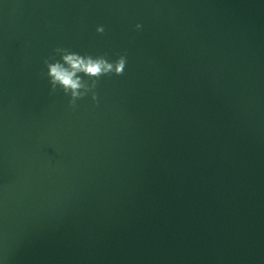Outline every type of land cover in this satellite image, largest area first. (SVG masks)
<instances>
[{
  "label": "water",
  "instance_id": "1",
  "mask_svg": "<svg viewBox=\"0 0 264 264\" xmlns=\"http://www.w3.org/2000/svg\"><path fill=\"white\" fill-rule=\"evenodd\" d=\"M0 264H264V0H0Z\"/></svg>",
  "mask_w": 264,
  "mask_h": 264
},
{
  "label": "clouds",
  "instance_id": "2",
  "mask_svg": "<svg viewBox=\"0 0 264 264\" xmlns=\"http://www.w3.org/2000/svg\"><path fill=\"white\" fill-rule=\"evenodd\" d=\"M141 24L134 25V30H140ZM97 33H103L104 27L98 25L95 29ZM52 52L58 54L60 59L57 61L54 56H49L43 60V65L47 69L41 75L46 76L49 84V94L54 93L57 88L62 90L69 97V106L75 107V102L88 94H91L93 103L96 102L94 91L97 81L101 76L109 74H122L126 56L118 55L115 60L109 61L105 55H96L70 51L65 47H55ZM53 62H49V61ZM84 73L91 80V83L81 80L77 73Z\"/></svg>",
  "mask_w": 264,
  "mask_h": 264
}]
</instances>
